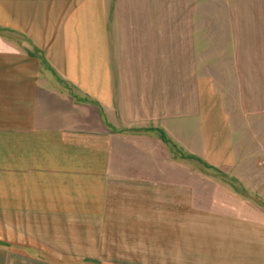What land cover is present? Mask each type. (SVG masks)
I'll list each match as a JSON object with an SVG mask.
<instances>
[{
  "label": "crops",
  "instance_id": "1",
  "mask_svg": "<svg viewBox=\"0 0 264 264\" xmlns=\"http://www.w3.org/2000/svg\"><path fill=\"white\" fill-rule=\"evenodd\" d=\"M121 5L0 0V216H144L187 248L195 227L253 225V264H264V111L253 129L235 123L213 79L179 76L155 32L111 19ZM195 158L231 169L253 206L195 199ZM33 244L0 230V264H50L24 250ZM225 258L242 263L237 247Z\"/></svg>",
  "mask_w": 264,
  "mask_h": 264
},
{
  "label": "rangeland",
  "instance_id": "2",
  "mask_svg": "<svg viewBox=\"0 0 264 264\" xmlns=\"http://www.w3.org/2000/svg\"><path fill=\"white\" fill-rule=\"evenodd\" d=\"M110 12L123 29L137 23L140 32H155L161 38L162 63H177L179 76L193 70L195 81L213 79L235 123L253 129V112L264 111V0H122ZM191 162L195 199L206 198L214 208L223 201L229 207L253 206V199L240 201L234 193L248 190L231 169L211 167L198 158ZM213 194L218 199L210 200ZM257 202L264 207V201ZM73 211L62 216L2 215V237L41 246L24 250L51 256L50 264H234L225 258L232 246L242 254L239 264H253V225L247 232L195 227L193 247L187 248L177 240L179 233L163 226L156 230L158 225L146 223L144 216L91 217ZM233 221L231 217L227 223ZM240 233L241 242L231 238Z\"/></svg>",
  "mask_w": 264,
  "mask_h": 264
}]
</instances>
